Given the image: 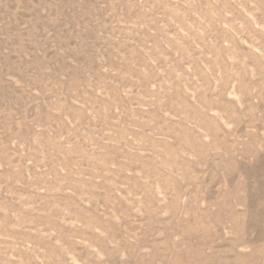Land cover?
Listing matches in <instances>:
<instances>
[{"label":"rangeland","instance_id":"obj_1","mask_svg":"<svg viewBox=\"0 0 264 264\" xmlns=\"http://www.w3.org/2000/svg\"><path fill=\"white\" fill-rule=\"evenodd\" d=\"M0 264H264V0H0Z\"/></svg>","mask_w":264,"mask_h":264}]
</instances>
